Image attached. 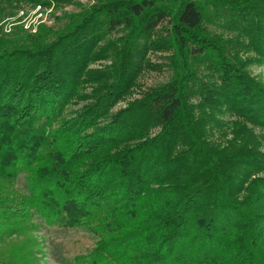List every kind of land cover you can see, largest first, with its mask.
I'll return each mask as SVG.
<instances>
[{
    "label": "trees",
    "instance_id": "1",
    "mask_svg": "<svg viewBox=\"0 0 264 264\" xmlns=\"http://www.w3.org/2000/svg\"><path fill=\"white\" fill-rule=\"evenodd\" d=\"M156 52L169 81L114 112ZM253 64L264 0H0V264H39L35 219L94 236L72 264H264Z\"/></svg>",
    "mask_w": 264,
    "mask_h": 264
},
{
    "label": "rangeland",
    "instance_id": "2",
    "mask_svg": "<svg viewBox=\"0 0 264 264\" xmlns=\"http://www.w3.org/2000/svg\"><path fill=\"white\" fill-rule=\"evenodd\" d=\"M82 3H87L88 0H81ZM78 9L74 6H67L57 11L52 9H32L26 7L25 10L18 13L17 17L21 18L20 24L24 25L25 29L35 27L39 23H45L48 26L59 24V18L63 13L77 12ZM24 12V14L22 13ZM57 27V25H55ZM9 28V26H8ZM216 33H220L219 30H214ZM34 31V30H32ZM166 53H152L149 55L150 63L157 65L154 69H145L138 78L136 87L132 93L125 97L114 109V112L120 108H124L128 102L133 99L139 98L142 92L150 87H154L169 81L171 71L167 66V59L164 57ZM109 62H99L92 65L93 68H99ZM250 73L260 78L264 82V64H253L249 67ZM82 103L78 105H71L68 111L77 110ZM224 122L230 121L233 117L223 116ZM226 128V127H225ZM257 134L261 133L259 128L255 129ZM223 134H227L226 140L231 138L228 128L221 131H214L210 137L213 141H221ZM260 151L264 152V139L260 147ZM264 176V174H261ZM16 189L24 190L26 187V180L24 174H20L15 182ZM35 222L39 225V229L34 231V236L38 240L39 252L37 255L39 264H72L73 257L90 251L94 246L95 238L92 234L79 230V229H49L42 224L40 219H35Z\"/></svg>",
    "mask_w": 264,
    "mask_h": 264
}]
</instances>
